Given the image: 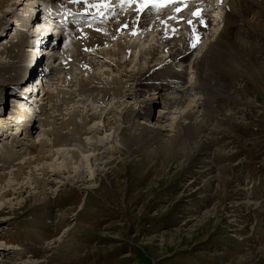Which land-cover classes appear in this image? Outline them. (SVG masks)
Returning <instances> with one entry per match:
<instances>
[{"label": "rangeland", "instance_id": "obj_1", "mask_svg": "<svg viewBox=\"0 0 264 264\" xmlns=\"http://www.w3.org/2000/svg\"><path fill=\"white\" fill-rule=\"evenodd\" d=\"M43 1L49 0H22L21 4L15 6L14 12L4 17L6 23L0 30V39L8 38L9 30L17 22L15 19H21L22 16L26 17V23L31 18L30 22L36 25L26 28L28 32L41 33V26L38 27L37 24L43 19H37L41 17L38 14L44 13L45 7L49 6ZM9 6L8 8L11 7ZM25 12L29 16H25ZM249 14L254 15L255 22H262L264 17L263 12L253 11L251 14L250 11ZM3 16L4 12L0 11V20ZM238 32L234 33L237 35ZM176 33L180 34L177 41H186L188 35L182 27ZM240 36L238 34L236 38L242 40ZM261 37L264 44V37ZM136 38L127 39L134 41L132 43L137 46L133 51L139 49L138 53L130 54L140 55L142 59L136 61L141 64L135 62L137 65L134 71L153 59L151 55L144 54L149 49L147 43ZM39 40L42 41V38ZM117 40L123 47L127 41L122 36L114 42ZM251 40L255 42L259 38ZM31 41L33 40L29 39L27 49H32L33 55L39 57L45 50L47 56L46 47L38 49L37 53L30 44ZM41 43H36L38 48L43 45ZM168 43L169 40L161 38L156 45L166 47L169 54L172 48ZM7 48L3 44L0 50L2 63L8 60ZM260 50L264 52V48ZM195 56L196 52L187 63L189 72L197 63ZM90 57L94 58L95 55L90 54ZM126 57L119 56V59L125 60ZM103 59L114 62L117 60L98 57L101 65L105 64ZM93 61L97 63L96 59ZM133 63L130 60L127 71L132 68ZM234 64L236 70L232 69L234 71L230 73L231 70L227 69L229 73L226 72L225 76L240 87L239 95L232 94V99L228 101L213 97L222 111H217L215 106L216 110L207 116L208 125L204 127L202 134L206 136L208 146L195 149L186 156L181 152L172 157L164 155V150L148 157L143 151L127 153L125 149H112L109 161L105 159L102 164L104 167L100 166L97 155L92 157L88 165L79 162L84 173H80L82 178L73 182L67 180V174L50 176L51 172H48L44 176L35 170L46 168L47 163L52 161L49 159L26 167L23 163L28 158L32 159L26 154L27 140L36 141L38 132H44V142L49 141V138H53L49 134L51 128H59L61 122L67 120V115L75 114L76 122L81 124L85 112L95 113V110L87 111L91 109L90 106H94L96 113H102L103 116V120L100 118L101 122H95V125H100L101 131L98 134L90 132L93 121L86 119L84 123L89 122L85 127L88 134L81 137L82 140L90 137L94 142L104 132L111 134L125 128L126 124L118 121L120 112L103 114L99 111L102 108L104 110L106 105L107 109L112 102L106 101V105L102 103V106L92 104L90 100H86L87 96L80 97L77 93L72 95V100L69 99L67 104L60 105L59 97L58 100L55 97L57 92H67L65 95L61 94L67 98L70 91L77 88L71 86V81L66 79H86L79 74L81 70L76 62L69 64L70 75L66 72L60 75L65 82H56L54 79L57 77L56 72L64 71L66 64H63L59 65V70L54 69L44 75L43 82L34 84L38 82L36 76L26 83L24 91L28 93H22L21 87L16 90L18 100L25 101L26 98L31 103L29 106L32 113L27 105L19 101L16 109L13 108L8 103V97L14 96L1 92L0 96L4 95V98L0 104V264H264V77L254 64L246 69V73L243 64ZM15 66L16 63L12 67ZM172 66L179 70L185 64L181 67L172 63ZM40 67L39 62L38 68ZM224 69L222 67L223 71ZM35 71L37 72L36 69ZM92 72H97L100 80L113 77L119 79L122 75L121 71L109 65L103 67L102 71L96 69ZM102 72L106 74H101ZM191 73H188L186 82ZM7 77L11 79L13 75ZM27 86H31L30 90ZM3 88L6 89V84ZM45 91L52 96L48 102L45 99L47 95H42ZM240 94L244 96V100L246 98L245 101L240 99ZM152 96L156 101L163 102L157 95ZM138 99L147 100V94H141ZM76 100L80 101L74 104ZM53 102L54 105L61 106V109L52 110ZM84 103L89 106L85 107ZM129 105L128 102L126 108ZM158 109H161L160 103L152 109L154 119L150 118L151 123L158 118ZM19 110L24 113L16 119L13 114ZM124 110L125 108L122 112ZM109 119L113 123H105ZM25 126L29 132L24 135ZM67 128L71 126L59 130V134ZM120 133L128 134L125 129ZM69 142L72 145L73 142ZM78 147L85 148L79 143ZM92 149L90 147L88 152L97 153ZM8 151L11 152L7 153ZM20 163L25 167L24 173L15 178L14 174ZM73 175L72 172L70 176ZM34 177L48 182L44 186L46 195L38 194L33 188L37 185ZM26 186L29 188L26 189Z\"/></svg>", "mask_w": 264, "mask_h": 264}, {"label": "bare ground", "instance_id": "obj_2", "mask_svg": "<svg viewBox=\"0 0 264 264\" xmlns=\"http://www.w3.org/2000/svg\"><path fill=\"white\" fill-rule=\"evenodd\" d=\"M49 1H43L45 4L48 3L49 6L45 7L44 13L41 12V14L38 15H43L46 19H48V21L51 23L50 28L45 27L43 23L40 22L37 24V26H41L39 30L42 32L38 35L33 33L31 34L29 32L30 35L28 36L23 32L22 27L29 28L30 25L26 23V17L22 18V16L21 19H23V22L21 24L20 21H18V18L15 19V21H17L15 25L21 26V29L18 31L14 25L13 28L8 32L11 34L10 32L13 31L15 33V39L12 38L7 41L5 40L6 38L0 39V46L4 44L8 47V60L3 63L0 62V78H2V80H0V95L1 92H17L16 85H13L10 82L12 80L10 78L8 79L7 76H10V71L12 72V70H14L12 67L14 63H16V76V69L19 67L20 62L35 56L33 55L34 52L32 49H27V47H29V38L33 40L30 44L35 47L34 50L37 53L39 51L38 49H43L45 46L42 47L41 45L38 48L36 43H41L45 39L50 40V43H55L53 41L58 39V42L55 44H62V38L60 37L56 28V25L59 23V21L56 20L54 13L57 11L55 8L58 6L57 4L63 3L64 0ZM66 1L74 2V0ZM95 1L97 0H88L90 3ZM177 1L178 0H172L171 2H168L165 8L147 7L141 11L137 9V0H133L132 7L124 6V12L118 14L117 16L109 15L106 18L105 24L107 34H96L94 30L88 28V24L79 25L72 38V42L70 41L69 43H63L61 49H58L59 46L55 50H51L50 48L47 49L48 52L45 58V63L42 62L45 65L46 70L44 75L54 71V69L59 70V65L63 64V54L65 55L66 53L76 62L80 61L82 64H84L82 65V68L79 69L81 70L79 71V74H82L86 79H82L80 81L70 80L71 77L66 79L68 82L71 81V86L77 88L74 89V91H70V94L67 96V98L61 95L62 93L65 95L67 92H57L55 97L56 100L59 99V101H61L60 105L64 106L67 104V102H69V99L72 100L71 97L74 95V93H77V95L80 97L87 96L86 100H90L92 104L97 103L102 106L103 104L107 103L106 101H108V103L112 102L109 104L107 109H105L107 106L105 104L106 106L104 107V110L102 108L103 111L101 110L99 112H103V114H111L115 111H119L120 117H118V121L121 120V122L126 124L125 128H121L120 131L125 129L128 134H122L120 131H114L111 134H105L104 132V135L98 137L94 142H92V138L90 137L89 139L85 137L82 140V135L86 136L88 134V132L85 131V127L90 121H93V125L89 128V130H91L90 132L98 134L101 131L99 128L100 125H95V122H101L100 118L103 120L102 113H96L97 109L94 106H90L91 109L87 111L95 110V113L93 112L88 114V112H85L84 117L81 118L83 124H78V122H76L75 114H72L71 116L67 115V120L65 119L63 122H61L59 128H51L49 134L52 135L53 138H49V141L44 142V138L42 137V135L44 136V132L43 134L42 132H38V141L33 140L32 142H28L27 140L28 147L26 148V154L31 156L32 159L29 160L28 158V160L23 163L24 165H27L26 167L31 165V163L35 164V162H37V165L39 161H46L49 159L52 161L47 163L46 168H37L35 170H38L44 176H46L48 172H51L50 176L67 174L69 176H67V180L73 182L77 178H82L80 173H84V171H82L83 169L79 166V162L88 165V162L90 164L92 157L97 155L96 158L100 159L99 164L102 166V164L105 163V159L109 161L114 149L118 151L125 149L127 153L135 150L143 151V153H145L148 157L159 150H164V155L167 157H172L173 155L180 154L181 152L184 156H186L195 149H200L203 146L209 145L206 136L202 134L204 127H207L208 125L207 116L216 110L215 106L217 107V111H222V108L216 104L217 101L213 97H219L224 99V101H228L229 99H232V94L238 96L240 91V87H237L236 83H232V81L229 78L227 79L225 76L227 69L231 70L230 73H232V71L236 70L234 63L238 64V66L243 64L246 73V69L254 64L257 66L259 73H261L264 77V52L260 50L261 48H264V44L261 42V36L264 37V17L262 22L261 20L255 22L254 15L249 14L250 11L251 14L253 11L255 13L263 12L264 14V0H219L216 5L212 2V6L218 10L216 15H218V17L222 15L221 18H219L220 20L216 26L213 23L214 17L212 18V16L207 14L210 13L209 9H203L201 13L196 11L201 6H207V2H204V0H191L187 2L186 6L180 13H176L174 11V7L177 6ZM21 2L22 0H0V11H3L5 14V16H3L1 19L3 21L0 20V30L2 29L3 24L6 23V18L4 17H6L7 14H12L14 9H16L15 6H18L21 4ZM105 4V11H107L109 8L110 10L112 9L109 4ZM8 6L10 8H8ZM72 6L73 8L78 7L76 5ZM72 6L70 7L72 8ZM96 7H99V5ZM50 10H53L54 12H48ZM154 11L159 13L155 16L156 19H153V16H151L152 12ZM28 12H25L24 15L29 16ZM193 12H196L197 15L195 16L194 21L187 25L188 35L192 36L191 41H177L174 34L169 35V32L166 29L163 30L165 33L162 34L163 31L157 27L160 25V27H169V30H176L177 23L171 18L178 17L179 19L183 18L184 20H187L191 18L190 16H193ZM196 21L203 22V24H197ZM153 23L154 26L151 25ZM133 29L138 30V32L132 33L131 35L140 36V40H142L143 43H147L146 46H149V49L147 50L148 52H145L144 54L151 55V58H153L152 60H154L153 62L152 60L148 61V63L145 62L139 70L137 69V71H134V67L141 63L136 61H142V59L140 58V55L137 56L136 54L133 55V53L130 54V52H135L133 50L135 47L137 48V46L132 43L134 41L127 40L129 39L127 33H130V31ZM29 30L34 32L32 28ZM236 31H239L238 34H241L242 40L241 38H236L238 35L234 33ZM124 32H127L124 38L122 37L124 40H127L125 41L124 47L120 45L118 40L114 43L110 41L111 36L114 34ZM144 33L149 34L151 38L149 35H145ZM159 33H161L160 36L164 40H169L167 45H170L169 47L172 48L171 53L168 54L166 52V47L161 48V46L154 44L152 37ZM44 35L45 37H43ZM41 36L43 37L42 41L39 40ZM255 38L256 40L259 38V41H255L256 43H261L255 44V42L251 40ZM136 40H138V38H136ZM174 40H176V42H173ZM171 41L173 44L170 43ZM131 43L134 45H131ZM94 44H97V49L95 52V57L92 58L90 57V54L94 55L92 52L94 49ZM113 47L115 49H112ZM79 48H81V50ZM59 51L62 53L59 55L60 63L57 60ZM27 52H31L32 54L29 53V55H27ZM138 52L139 49H137L135 53ZM193 52H196L194 59L197 60V63L194 68L189 66L191 68L189 72L187 63L190 62L192 54H194ZM125 55L127 56L125 60L119 59V56L121 57ZM130 56L132 57L130 58ZM98 57L117 58V60L114 62L112 60L103 59L102 62L105 64L102 63L103 65H101V60H97ZM142 58L144 59L143 56ZM168 58L172 62L169 61ZM94 59H96L97 63L93 61ZM129 59L132 62L134 61V63L132 68L127 71L126 68L130 62ZM135 62L137 63L136 65ZM149 63L151 64L149 65ZM172 63H174L175 66H181L185 64V67L181 66L182 68L178 70L173 67L174 65L172 66ZM40 65L42 67L41 62ZM108 65L109 67L115 68L117 71H121V79L113 77L109 80L107 78L100 80L97 72H92L96 71V69H100L102 71V68L107 67ZM66 66L63 67L64 71L61 70L62 72H56L57 77L54 78L56 79V82L59 80L65 82V80L62 79L63 77L60 76L62 73L66 72L70 75V66ZM222 67L225 68L224 71L222 70ZM65 68L67 70H65ZM35 69L36 68H33L31 65L27 68V72L29 74H31V72L36 74L38 82L36 79L35 81L37 82V85L39 81L41 83L42 77L44 79L45 76L40 78L39 74H37L38 71L36 72ZM42 71L43 70H41V73ZM188 73L191 74L189 76V80L186 82ZM254 73L258 75L257 71ZM86 74H88L87 77ZM101 74H106V72H102ZM22 77L25 78L26 76ZM249 77H251V75ZM4 84H6V89L3 88ZM10 85L13 86L12 89L7 87H10ZM150 91L153 93H150ZM44 94L47 95L45 97L47 102L52 99V96L47 94L46 91L42 95ZM141 94H147V100L140 101L138 98ZM154 94L157 95V98L163 102L156 101V99L152 96ZM240 95V99L245 101L246 98L244 100V96H242V94ZM24 97L26 96H23V98ZM40 99L42 98H39V100ZM78 101L80 100H76L74 104H77ZM0 102H2V100H0ZM19 102H22L21 104L23 105H27L29 107L28 109L30 110V113H32V108L29 106L31 103L28 102L26 98L25 101L19 100ZM128 102L130 105L129 108H126ZM159 103L161 109L157 110L159 113L158 118H156L155 121L151 123L152 121L150 120L152 119L150 118H153L151 115L152 109ZM54 104L55 103L53 102V107L51 108L52 110L61 109V106H57V103V105ZM83 105L85 107L89 106L86 103ZM12 107L16 109L17 106ZM0 108H2L1 105ZM124 108L125 110L122 112ZM194 108L195 110H193ZM21 113L24 112L19 110L17 113L13 114V116L17 119V117L21 116ZM86 119H89L87 124L84 123ZM114 119L115 121L117 120L116 118ZM109 120H107L105 123H113L112 120ZM69 125L71 128H67L65 132L59 134V130L62 131V129ZM17 128L19 127H16V129ZM23 132L25 135L29 132V129L25 126V128H23ZM75 136L76 138H73ZM89 140H91V142ZM69 141H72L74 144L72 143V145H70L71 143ZM78 143L85 148L81 149L78 147ZM155 143H157V145H154ZM54 147L55 149H52ZM90 147L93 148L92 151L96 150L97 153L88 152ZM9 152L11 151H8L7 153ZM12 156H14V153ZM66 164H68V166ZM23 167L24 166H22V164L18 166L17 173L14 174L15 178L24 173ZM96 168H98V166ZM70 172L71 174L73 172V177L70 176ZM33 179L37 182V185L33 188L38 191V194L43 195L44 186L48 182L40 179L39 177H37V179L34 177ZM20 188H23V186ZM27 188H29V186H26V189ZM37 195L35 197L36 200L38 199ZM25 200L26 199H24V202H26ZM1 205L2 204L0 203V206ZM67 231L68 229L65 230V232Z\"/></svg>", "mask_w": 264, "mask_h": 264}, {"label": "snow or ice", "instance_id": "obj_3", "mask_svg": "<svg viewBox=\"0 0 264 264\" xmlns=\"http://www.w3.org/2000/svg\"><path fill=\"white\" fill-rule=\"evenodd\" d=\"M123 2V0H122ZM153 6H162V4L160 3V0H152ZM148 7V0H138V8L139 10H143L144 8ZM176 11H179V8L176 9ZM197 13L193 12V16H196ZM189 24H191V21H189Z\"/></svg>", "mask_w": 264, "mask_h": 264}]
</instances>
